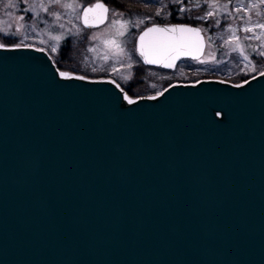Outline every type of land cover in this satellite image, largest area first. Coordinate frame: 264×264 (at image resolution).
<instances>
[{
	"label": "water",
	"instance_id": "1",
	"mask_svg": "<svg viewBox=\"0 0 264 264\" xmlns=\"http://www.w3.org/2000/svg\"><path fill=\"white\" fill-rule=\"evenodd\" d=\"M107 14L102 0L81 20ZM136 40L167 70L207 44L185 22ZM127 97L0 46V264H264V72Z\"/></svg>",
	"mask_w": 264,
	"mask_h": 264
},
{
	"label": "rangeland",
	"instance_id": "2",
	"mask_svg": "<svg viewBox=\"0 0 264 264\" xmlns=\"http://www.w3.org/2000/svg\"><path fill=\"white\" fill-rule=\"evenodd\" d=\"M103 1L106 20L86 28L80 20L86 0H0V46L42 48L62 74L112 78L129 100L155 97L172 83L217 79L237 85L264 72V0ZM157 22L201 27L203 56L181 59L173 70L144 65L136 38ZM65 42L71 43L67 57Z\"/></svg>",
	"mask_w": 264,
	"mask_h": 264
},
{
	"label": "trees",
	"instance_id": "3",
	"mask_svg": "<svg viewBox=\"0 0 264 264\" xmlns=\"http://www.w3.org/2000/svg\"><path fill=\"white\" fill-rule=\"evenodd\" d=\"M87 1H88V0H86L85 4H88ZM108 1H109V0H108ZM112 1H113V0H112ZM105 2H106V1H105ZM255 2H256V0H255ZM106 4H107V2H106ZM107 5H108V4H107ZM23 11H24V10H23ZM188 23H190V22H188ZM191 23H192V22H191ZM193 24H194V23H193ZM7 38H8V39H6V37H5V40H6L5 43H6V44H10V42H11V41H10V38H9V37H7ZM70 47H71V43H69V42H68V44H67V42H65V44L61 47V49L63 50V51H62L63 57H67V54H66L67 51H66V50H67V49L69 50ZM259 65H260V64H259Z\"/></svg>",
	"mask_w": 264,
	"mask_h": 264
},
{
	"label": "bare ground",
	"instance_id": "4",
	"mask_svg": "<svg viewBox=\"0 0 264 264\" xmlns=\"http://www.w3.org/2000/svg\"><path fill=\"white\" fill-rule=\"evenodd\" d=\"M99 2V0L98 1H94V2H92L91 4H89V5H95L96 3H98ZM87 5V4H86ZM83 8V7H82ZM97 13H99V9H96V12L94 13V15L95 14H97ZM81 14H82V11H81ZM81 16L82 15H80V20H81ZM81 22H82V20H81ZM185 23H187V22H185ZM82 24H83V22H82ZM190 24V23H189ZM193 24V23H192ZM84 25V24H83ZM149 25V24H148ZM85 26V25H84ZM86 27V26H85ZM86 28H88V27H86ZM137 42V41H136ZM138 54V53H137ZM138 56H139V54H138ZM139 58H140V56H139ZM141 60V59H140ZM164 69V68H163ZM167 70V69H166Z\"/></svg>",
	"mask_w": 264,
	"mask_h": 264
},
{
	"label": "flooded vegetation",
	"instance_id": "5",
	"mask_svg": "<svg viewBox=\"0 0 264 264\" xmlns=\"http://www.w3.org/2000/svg\"><path fill=\"white\" fill-rule=\"evenodd\" d=\"M173 70V69H172Z\"/></svg>",
	"mask_w": 264,
	"mask_h": 264
}]
</instances>
